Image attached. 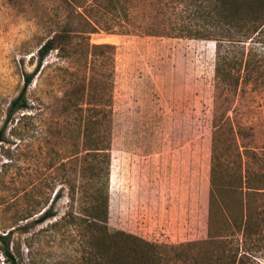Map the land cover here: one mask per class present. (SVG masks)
<instances>
[{"label": "rangeland", "instance_id": "obj_1", "mask_svg": "<svg viewBox=\"0 0 264 264\" xmlns=\"http://www.w3.org/2000/svg\"><path fill=\"white\" fill-rule=\"evenodd\" d=\"M95 1L99 0H0V130L10 102L23 87L24 74L35 69L38 49L55 31L69 22L74 30L89 31L82 18L113 23L110 14L99 18L97 7L85 12ZM135 4L139 7L140 0ZM103 27L89 33L88 39L115 47L114 64L112 57L108 69L112 97L108 164L99 181L108 196V230L168 245L206 239L207 220L206 228L199 222L190 241L178 242L179 233L172 228L168 232L167 225L148 240L145 219L151 207L160 221L180 217L186 198L198 205L200 219L204 198L208 204L215 43L122 35ZM258 47L263 65L230 97L231 121L218 135V153L233 168L237 148L254 151L255 159L249 161L264 174V46ZM82 64L81 58L50 53L27 92L32 109L18 112L8 122L0 142V236L8 234L10 249L20 248L21 264H84L78 226L52 225L68 211L79 212V201L71 208L64 175L71 172L76 201L83 197L80 126L74 113L61 115L54 102L74 82L65 69L74 71ZM23 114L29 117L19 120ZM238 127L245 129L243 137L235 134ZM228 177L233 183L234 176ZM224 196L236 213V194ZM256 204L264 209V197ZM50 206L55 216L38 222ZM253 250L255 264H264V250ZM0 264H5L1 252Z\"/></svg>", "mask_w": 264, "mask_h": 264}, {"label": "trees", "instance_id": "obj_2", "mask_svg": "<svg viewBox=\"0 0 264 264\" xmlns=\"http://www.w3.org/2000/svg\"><path fill=\"white\" fill-rule=\"evenodd\" d=\"M157 2L153 4L151 0H140L138 7L135 0H99L95 1V5L90 3L87 6V13L97 7L99 18L110 14L112 24L98 19L90 22L82 18L84 13L83 16L76 13L84 19L89 31L74 30L69 22L40 46L35 69L24 74L23 87L9 104L5 126L13 121L18 112L32 109L27 92L34 78L39 77L45 68L44 61L50 53L56 51L59 58L71 60L81 58L82 68L74 71L65 69L73 76L74 82L54 102L61 115L74 113L80 126L84 153L81 172L83 197L76 201L77 187L71 172L64 175L71 208L79 201V212L73 215L72 211H68L52 225L78 226L86 253L82 259L84 264H255L253 248L264 250V209H259L256 204L258 197H264V174L252 167L249 159L252 156L255 159L256 153L247 149L241 152L237 148L236 167L227 166L218 153V135L231 121L227 116L230 97L243 81H251L263 65L258 46H264V0ZM179 6H183V10L179 11ZM102 26L107 31L113 30V33L122 35L209 40L215 43L206 239L168 245L149 242L122 230H108V196L99 186V181L108 164L112 114L111 73L108 69L112 57L114 64L115 47L91 44L88 39L89 33H95ZM25 116L29 117L23 114L19 120L27 118ZM5 126L0 130V142ZM230 127L233 132L231 124ZM244 132L245 129L238 127L235 134L243 137ZM229 173L234 176L233 183ZM230 193L236 194V213L224 201V194ZM57 195L58 192L54 198ZM52 209V206L45 209L37 221L44 222L54 217ZM0 242L4 263L21 264L20 248L15 246L10 249L8 234L0 236Z\"/></svg>", "mask_w": 264, "mask_h": 264}, {"label": "crops", "instance_id": "obj_3", "mask_svg": "<svg viewBox=\"0 0 264 264\" xmlns=\"http://www.w3.org/2000/svg\"><path fill=\"white\" fill-rule=\"evenodd\" d=\"M206 201V198H204L200 205V219L198 217V205L192 202L191 198H186L183 202L181 207L182 215L177 218L171 217L170 222L166 221L165 218H163L162 221L158 220V218L154 216V207L149 208L147 219H145V225H147L145 231L148 233L147 239L155 238L159 232L163 231L164 225H167L166 228L168 232H170L169 228H172L171 231L173 233H179L178 242L192 240V236H195L198 232L199 222L203 228H206L208 210ZM173 237L177 238L174 234Z\"/></svg>", "mask_w": 264, "mask_h": 264}]
</instances>
